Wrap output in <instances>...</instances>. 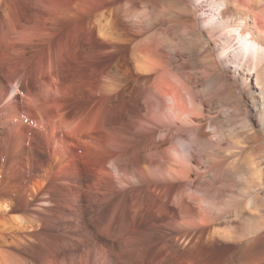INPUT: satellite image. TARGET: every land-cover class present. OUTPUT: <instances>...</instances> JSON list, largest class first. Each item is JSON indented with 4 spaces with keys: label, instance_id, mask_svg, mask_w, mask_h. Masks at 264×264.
<instances>
[{
    "label": "bare ground",
    "instance_id": "1",
    "mask_svg": "<svg viewBox=\"0 0 264 264\" xmlns=\"http://www.w3.org/2000/svg\"><path fill=\"white\" fill-rule=\"evenodd\" d=\"M154 1L0 0V264H196L262 236L232 193L245 148L219 152L233 117L257 134L245 93L264 127V0L186 7L201 70Z\"/></svg>",
    "mask_w": 264,
    "mask_h": 264
},
{
    "label": "rangeland",
    "instance_id": "2",
    "mask_svg": "<svg viewBox=\"0 0 264 264\" xmlns=\"http://www.w3.org/2000/svg\"><path fill=\"white\" fill-rule=\"evenodd\" d=\"M193 1L194 0H157V1L155 0L154 1L155 6L153 2L151 4L153 5L154 8L156 7L155 10L157 9L158 11L157 10L156 11L159 12V13L156 12V14L160 15L158 16V21L159 20L162 21L160 23L166 25L169 24L171 26L173 24L172 27L175 26V28H177L176 31H171V33L169 34L171 36L168 35L170 40H172V36L175 39L179 35L178 38H176L175 40L173 39L174 44L177 45L175 46V49L176 50L178 49V52L181 55L186 56L187 58L186 60H188V62H192V64L189 63L191 67L194 68L196 67L195 69H199L200 67L199 70H201L203 69V67H205L203 65H206L208 63L207 59L204 56L205 55L204 47L202 45L206 43V45H209V47L212 49H214L213 48L214 46L211 42H209V38L204 32L199 34V32L192 30V28L188 26V24L182 21V19H185L188 16L187 14L189 13L187 11L189 10H187V8L189 5H191V3H193ZM180 16L181 17L183 16V18H181ZM172 19L175 21H172ZM178 19H180V21L182 22L181 23L180 21L178 22ZM163 20L164 22L165 21L167 22L164 23ZM175 22H178L176 23L177 25L175 24ZM162 28H164L163 25ZM256 31L260 35L259 24H257L256 26ZM174 33L176 36L174 35ZM150 34L151 33L147 35L149 36ZM179 38L181 41L178 40ZM221 69L223 76H226L227 79L229 77L228 79L229 81L235 80L236 84L240 88H242L241 81L237 80V78L235 77V72L232 62H229L227 64H221ZM252 85L253 82H250V86ZM251 94H254V91L253 92L251 91ZM247 95L250 96V93H245L244 95L245 104L243 105V108H246V110L248 111L250 119L254 123V128L257 130V134L253 135L252 133L246 132V130H241L240 126H238L239 124L237 117H233L232 118L233 120L231 119V122L229 124L236 128L235 131L236 133H232V136L226 135L227 139L226 142L224 143L225 147L223 149V151L224 150L225 151L224 152L221 151L219 153L221 155L222 154L225 155L226 152V154L229 155L231 159H233L236 157V154L240 152L238 149L239 147L237 146L240 145V147L242 146L243 149L245 148L243 151V157L246 158L245 159L243 158V160L244 162L245 161L249 162V164L251 163L250 167H252L253 169H251L252 171L247 170V172L249 176L251 175L250 176L251 178L250 177L249 178L253 181L244 179V181H248L247 183V182H243L242 180L239 181V179H237L238 182L234 181L233 184V186L235 187L232 186V190L234 189L235 192H233L234 191L233 190L232 193L237 200L239 199L240 202L242 201L241 203L243 205L245 204V201H247L250 197L252 198L255 195L257 198L254 201V203H252L249 206L246 204L244 206H242L241 204L240 205L242 206L243 211L247 210L246 212L251 213V214L247 213L249 216L256 215L259 219L261 220L263 219L262 221H264V127L259 125L258 119L260 117H258L259 115L258 113H256L255 103ZM230 100L231 99L228 100L230 103H234L231 102ZM247 162L245 163L246 165ZM240 198L243 199L244 201L241 200ZM261 235L262 236L257 240V242L256 243L254 242V244L251 245L253 248L250 247V251L248 250L243 254H237V255L233 253L235 249V245L233 242H228V243L227 242L225 243L223 241H221L220 243L216 242L214 246L197 244L198 246L196 245L195 248H198V252L194 253L195 259H197L196 264H264V231L263 234Z\"/></svg>",
    "mask_w": 264,
    "mask_h": 264
}]
</instances>
